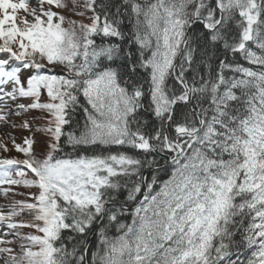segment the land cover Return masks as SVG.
<instances>
[{"label": "snow or ice", "instance_id": "obj_1", "mask_svg": "<svg viewBox=\"0 0 264 264\" xmlns=\"http://www.w3.org/2000/svg\"><path fill=\"white\" fill-rule=\"evenodd\" d=\"M32 110L0 264H264V0H0V121Z\"/></svg>", "mask_w": 264, "mask_h": 264}, {"label": "rangeland", "instance_id": "obj_2", "mask_svg": "<svg viewBox=\"0 0 264 264\" xmlns=\"http://www.w3.org/2000/svg\"><path fill=\"white\" fill-rule=\"evenodd\" d=\"M19 15H23V13H19L18 16ZM24 115L25 114H23L22 116L11 115L8 118L9 122L7 123H5L4 121H0V142L5 144L9 149L8 152H5L2 148H0V157H16L22 159L21 155L15 151L12 145L10 135L12 137H15L17 143H22L23 137L29 135L26 130L18 127V125L22 123V118H25ZM13 122L17 125V127L12 126ZM10 195L11 193L9 194V196ZM6 201L7 198L0 194V205H4Z\"/></svg>", "mask_w": 264, "mask_h": 264}, {"label": "trees", "instance_id": "obj_3", "mask_svg": "<svg viewBox=\"0 0 264 264\" xmlns=\"http://www.w3.org/2000/svg\"><path fill=\"white\" fill-rule=\"evenodd\" d=\"M69 2V8H71V0H68ZM66 16H70L72 17V13L71 11H65L64 13ZM74 19H80V20H84V22H87L85 18L83 17H72ZM21 103H27L28 101L26 100H21L20 101ZM25 114L24 117L25 118H22V122L24 120H28L30 123H33V117H38L39 116V112L38 111H35V110H32V111H29L28 113H23ZM21 114V116L23 115ZM37 140L40 141V143H38L36 145V148H37V151H40L43 147V138L40 137V136H37ZM20 154V153H19ZM22 156V154H20ZM23 157V156H22ZM30 191H35V189H27V188H24L23 186H15V192L17 193H23V195H16V196H12V194L7 197V201L4 203V204H7L10 202V199L14 198V199H20V200H24L27 198V194L30 192ZM23 231H30L29 229H24Z\"/></svg>", "mask_w": 264, "mask_h": 264}]
</instances>
